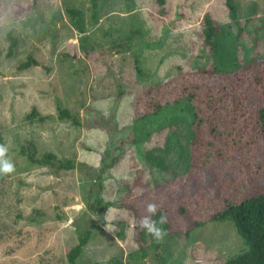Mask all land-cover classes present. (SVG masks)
<instances>
[{"label":"rangeland","instance_id":"374dc122","mask_svg":"<svg viewBox=\"0 0 264 264\" xmlns=\"http://www.w3.org/2000/svg\"><path fill=\"white\" fill-rule=\"evenodd\" d=\"M28 56L37 63L18 68ZM262 104L264 0H0V143L14 164L0 173V264H71L85 230L77 264H220L243 251L233 222L210 216L264 190V139L190 170V131L209 112ZM33 107L46 117L26 119ZM65 159L75 167L56 171ZM150 201L168 217L160 240L140 227Z\"/></svg>","mask_w":264,"mask_h":264},{"label":"trees","instance_id":"16d2710c","mask_svg":"<svg viewBox=\"0 0 264 264\" xmlns=\"http://www.w3.org/2000/svg\"><path fill=\"white\" fill-rule=\"evenodd\" d=\"M164 1L165 0H157L159 4H163ZM93 6L95 8V2H93ZM67 11L71 17L72 25L82 32L84 30L82 11L74 7L67 8ZM95 13L96 11L93 13V18H95ZM205 22L206 26L204 27V32L207 38H210L215 34V30H217L216 25L208 18H205ZM7 36L10 42L6 54L11 55L14 53L17 38L10 32H8ZM31 62L37 63V60L28 56L27 59L18 64V68H26ZM213 72L216 73L215 70H213ZM189 97H191V95H188V97L183 96L164 104L154 102V107L151 111L141 114V116L136 119L138 121L145 119L151 120V118L157 116L159 112L168 107V105L174 106L182 99L188 100ZM58 109L60 117H71L75 123H78V120L66 109L61 107ZM34 117H38L37 119L42 120L46 116L39 113L36 108L33 107L31 111L25 115V118L31 120ZM190 138L191 141L188 150V167L190 170L204 167L212 162L236 154L264 139V104L252 109L239 108L221 115L216 114L214 111L209 112L199 117L193 123L190 131ZM20 152L25 154L27 159L31 162L47 163L55 157L53 153L47 152L43 154L41 158H35L29 150H25L24 148H20ZM51 164L55 166L56 171L75 167L73 159L58 160L56 163L51 162ZM122 206L131 208V206H127L124 203H122ZM180 211H184V208L181 207ZM162 214L166 217L165 222L161 226L165 230L164 237L169 233L167 215L162 209H159L153 214V218H159ZM210 218L217 221H232L236 233L246 245L243 251L229 257L220 264H264V190L245 197L240 202L226 204L221 210L213 212ZM202 224L201 221H194L192 226L184 230L183 233L188 235L191 228L198 227ZM89 236L90 230L79 233L78 242L67 250L66 254L71 264H77V258L83 252ZM138 240H140V237H138ZM143 247L144 246L140 244L141 250H144ZM81 264H97V262ZM108 264H124V262L119 259L110 258Z\"/></svg>","mask_w":264,"mask_h":264},{"label":"clouds","instance_id":"9594fccd","mask_svg":"<svg viewBox=\"0 0 264 264\" xmlns=\"http://www.w3.org/2000/svg\"><path fill=\"white\" fill-rule=\"evenodd\" d=\"M8 147L5 144L0 143V173H10L14 170V164L11 159L6 155ZM158 205L154 202H147L145 205V215L140 218V227L144 228L148 233L152 235L156 240H160L165 234V230L161 225L165 222L166 217L162 214L159 219H154L153 214L157 211ZM115 218H119L117 214H113L104 223L106 230L111 231V221ZM71 220H69V223Z\"/></svg>","mask_w":264,"mask_h":264}]
</instances>
